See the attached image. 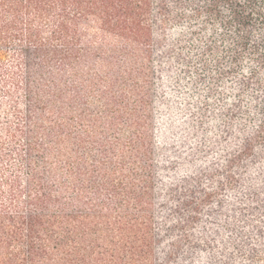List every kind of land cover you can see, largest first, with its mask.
Returning <instances> with one entry per match:
<instances>
[{"label":"trees","instance_id":"16d2710c","mask_svg":"<svg viewBox=\"0 0 264 264\" xmlns=\"http://www.w3.org/2000/svg\"><path fill=\"white\" fill-rule=\"evenodd\" d=\"M0 264H264V0H0Z\"/></svg>","mask_w":264,"mask_h":264},{"label":"rangeland","instance_id":"374dc122","mask_svg":"<svg viewBox=\"0 0 264 264\" xmlns=\"http://www.w3.org/2000/svg\"><path fill=\"white\" fill-rule=\"evenodd\" d=\"M3 110V108L2 109H0V112ZM3 112V111H2ZM1 123H2V120L0 119V126H1Z\"/></svg>","mask_w":264,"mask_h":264}]
</instances>
